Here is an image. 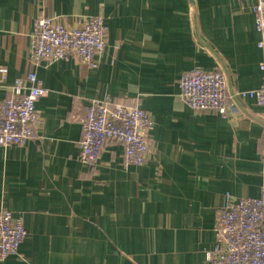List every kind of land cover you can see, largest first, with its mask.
Segmentation results:
<instances>
[{
    "label": "crops",
    "instance_id": "0c3cea01",
    "mask_svg": "<svg viewBox=\"0 0 264 264\" xmlns=\"http://www.w3.org/2000/svg\"><path fill=\"white\" fill-rule=\"evenodd\" d=\"M255 0H0V100L37 72L48 92L40 123L20 144L0 145V210L21 215L27 235L0 264H215L223 196H258L264 171V105L234 97L226 114L196 111L181 75L223 71L231 91L257 88L262 51ZM104 16L106 46L92 67L78 58L32 60L42 16L74 26ZM1 78V74H0ZM146 109L150 156L125 159L108 139L81 160V117L94 98Z\"/></svg>",
    "mask_w": 264,
    "mask_h": 264
},
{
    "label": "built area",
    "instance_id": "2783aa9c",
    "mask_svg": "<svg viewBox=\"0 0 264 264\" xmlns=\"http://www.w3.org/2000/svg\"><path fill=\"white\" fill-rule=\"evenodd\" d=\"M257 41L262 51L261 84L254 89H229L226 74L220 70L196 67L181 75L180 97L194 110H214L226 114L234 97H252L264 105V0L253 4ZM103 15H87L68 26L56 16H42L34 22L31 34L32 60L78 58L96 67L108 34ZM1 81L8 75V67H0ZM29 85L16 78L12 93L0 100V145L20 144L35 135L40 123L36 103L48 92L36 71L27 74ZM81 160L95 163L108 139L123 142L125 159L131 164L145 163L151 152L149 132L154 122L151 114L139 105L115 102L113 98H94L86 114L81 117ZM264 160V149L262 153ZM216 244L206 253L215 264H264V171L258 196L236 197L226 192L216 224ZM27 235L23 217L10 209L0 210V260L18 254Z\"/></svg>",
    "mask_w": 264,
    "mask_h": 264
}]
</instances>
